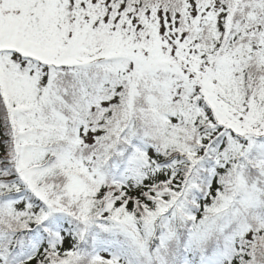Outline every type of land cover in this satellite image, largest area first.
<instances>
[{"label":"snow or ice","instance_id":"snow-or-ice-1","mask_svg":"<svg viewBox=\"0 0 264 264\" xmlns=\"http://www.w3.org/2000/svg\"><path fill=\"white\" fill-rule=\"evenodd\" d=\"M0 264H264V0H0Z\"/></svg>","mask_w":264,"mask_h":264}]
</instances>
